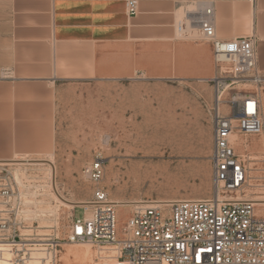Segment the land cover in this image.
Returning <instances> with one entry per match:
<instances>
[{
    "label": "rangeland",
    "instance_id": "374dc122",
    "mask_svg": "<svg viewBox=\"0 0 264 264\" xmlns=\"http://www.w3.org/2000/svg\"><path fill=\"white\" fill-rule=\"evenodd\" d=\"M245 1L252 11L254 0ZM182 6L164 5L173 13ZM124 16L126 21L122 20ZM140 16L139 11L137 17L129 19L124 10L121 22L110 30L111 43L51 47V59L56 48L59 58L57 64L54 59L49 61L45 84L52 107L47 110L46 124L33 123L30 158L53 160L57 187L69 201L90 202L97 188L104 189L113 201L206 199L214 192V79L228 77L226 66L217 65L212 44L201 38L197 28H190L185 17L181 23L186 25L185 32H180L178 27L173 29L176 23L170 21L172 15ZM168 21L171 29L167 28ZM250 35L252 31L233 38ZM56 75L60 79L54 82L50 78ZM236 88L259 91L251 83H240ZM36 90L39 88H33ZM40 115L44 117L34 108L33 120H39ZM45 125L48 140H35L39 128L45 130ZM261 137L247 142H257ZM47 143V152L42 154ZM242 146L238 145L242 157L261 162L253 171L256 187L248 183L241 195L264 197V150L254 147L241 151ZM97 156L105 163L104 177L98 185L84 174ZM19 157L23 158L15 159ZM49 170L48 163H0V177L10 178L22 195L25 184L31 191L49 194ZM16 173L20 175L19 185ZM59 206L55 220L53 216L30 218L24 205L26 233L60 240L58 264H77L66 249L73 245L68 242L73 217L82 219L85 211ZM130 213L127 207L117 211L120 235ZM84 245L80 246L94 255L93 263H99L101 249Z\"/></svg>",
    "mask_w": 264,
    "mask_h": 264
},
{
    "label": "built area",
    "instance_id": "2783aa9c",
    "mask_svg": "<svg viewBox=\"0 0 264 264\" xmlns=\"http://www.w3.org/2000/svg\"><path fill=\"white\" fill-rule=\"evenodd\" d=\"M126 6L130 17L138 14L136 1L129 0ZM214 15L213 5L206 6L195 19L201 38L212 44L217 65H225L228 75L214 79L212 196L144 201L132 209L120 235L116 204L104 189L97 188L93 200L81 207L84 217H73L68 242L103 249L111 264H264V215L256 213L254 201L238 200L250 169L233 141L235 136L264 134L260 90L236 88L240 83L258 87L263 83L257 66V39L255 35L219 39ZM179 28L185 32L186 25ZM104 173L100 156L84 171L96 185ZM24 205L14 182L0 177V264H58L62 242L28 235Z\"/></svg>",
    "mask_w": 264,
    "mask_h": 264
},
{
    "label": "crops",
    "instance_id": "0c3cea01",
    "mask_svg": "<svg viewBox=\"0 0 264 264\" xmlns=\"http://www.w3.org/2000/svg\"><path fill=\"white\" fill-rule=\"evenodd\" d=\"M128 1L0 0V161L2 163H10L11 160H16V156L33 159L30 158L33 152V123L46 124L47 110L52 107L48 101L47 85H45L49 77V61L54 59L57 64L59 59L56 47L51 59L52 45L111 43L110 30L121 22V13H124V10L128 15L126 6ZM134 1L138 3L141 19L157 13H164L168 17L172 15L170 21L175 20L176 23L173 26L174 31L178 27L177 15L180 10H184L185 18L190 20L197 11L213 5L216 20L218 19L215 23L216 33L221 40L244 37L233 38L246 32L247 20L251 18L252 35L257 39L258 72L264 79V0H254L252 11L245 0H240L241 2L234 0ZM177 3H183V6L174 13L169 7H164ZM195 6L198 8L197 11L190 12L189 8ZM128 17L130 19L129 15ZM122 20L127 19L124 16ZM166 24L167 28L170 27L169 21ZM50 79L55 82L60 77L56 75ZM263 86L264 80L258 87L261 92L264 120ZM33 88L39 90L33 91ZM34 108L39 109L40 114L43 112L44 117L40 115L39 120H33ZM260 137L245 139L252 141ZM34 139L41 142L48 140L46 125L45 130L44 127L43 130L39 128ZM47 145L48 143L41 150L42 154L43 151L47 152ZM238 150L236 146V152L240 155Z\"/></svg>",
    "mask_w": 264,
    "mask_h": 264
},
{
    "label": "bare ground",
    "instance_id": "6f19581e",
    "mask_svg": "<svg viewBox=\"0 0 264 264\" xmlns=\"http://www.w3.org/2000/svg\"><path fill=\"white\" fill-rule=\"evenodd\" d=\"M189 11L192 13H195L194 11H196V10L194 9V7H190ZM200 11H197V13ZM197 13H195V15H193L191 18L189 17L190 20L188 19V21L191 23L188 26L192 29H195V28L198 29V26L195 24V19H196ZM185 15H186L185 11L180 10L179 14L177 15V21H178L177 26H178V28L181 26V23L183 22L182 19H183V17H185ZM214 17H215L214 18L215 23H216V21L218 22V19L216 20V15ZM195 25H196V27H195ZM217 25H218V23H217ZM252 28H253V20L250 18L247 20V23L245 26L246 32L251 31ZM221 84H224V83L221 82ZM221 110L222 111L226 110L225 106H222ZM233 141L235 144H237V146L239 144L243 145L242 148H240L241 151H247V149L254 148V147H256V148L258 147V149L261 151L264 150V135L261 137V139L259 141L252 142V143L245 141V139H243L241 136H235L233 138ZM246 157H249V156L246 155ZM243 158L246 159L245 157H243ZM246 160L249 162V169H250L249 180H248L249 187H252V186L256 187L254 184L255 178L253 177V171L255 169L256 163L261 162V161H259V160L258 161H251L250 159H246ZM44 161L49 162L48 166L50 167V170L48 172H50L49 175H50V180H51L50 183H51L52 191H50L49 194H45V193L42 194V193L38 192V190L37 191H34V190L31 191V187L26 186V184H25L23 195H24L26 201L24 202V204L28 207V209L25 211V214L30 218H44V217H52L53 216L56 220L58 218L59 212H60V210H59L60 206L59 205H62L65 208L73 209V210L76 209V207L81 208V207L87 206V204L89 202H72V201L65 199L61 195V193L57 187L58 185L56 184V180H55L56 166H55L52 159H24V157H23L20 159L11 160L10 162H13V164H16V165L22 164V165H35V166H37V165H45ZM262 162H264V161H262ZM16 171H17V169H16ZM25 173H26V171H25ZM16 181H18L17 182L18 185L21 183L20 175L18 173H16ZM251 191H252V189H251ZM47 197H50V199H47ZM238 198H239L238 200H241V201H254L256 206H257L256 213L258 215H264V197H261V198L260 197H252V196L248 197V195L246 194V196L245 195H239ZM52 201H54V203L57 204L56 207H53ZM111 201H112V203L116 204L117 211L121 207H127L132 211V209L135 206H138L141 203H144V201H138V200H134V201H118V200L113 201V200H111ZM169 201H172V200H164V201H157V202L164 203V202H169ZM36 221H37V219H36ZM117 228H118V225H117ZM37 236H39V237H37L38 239H44V237L41 235H37ZM80 245L81 244H73V245L67 246L68 247L66 249L67 255L75 257L77 259V264H94L93 263L94 255L92 254V252L89 249H85V248L81 247ZM84 246L88 247V245L87 246L84 245ZM108 257L109 256H107L105 251L102 249L100 252V259L101 260L97 264H109L110 259H108Z\"/></svg>",
    "mask_w": 264,
    "mask_h": 264
},
{
    "label": "water",
    "instance_id": "95a60500",
    "mask_svg": "<svg viewBox=\"0 0 264 264\" xmlns=\"http://www.w3.org/2000/svg\"><path fill=\"white\" fill-rule=\"evenodd\" d=\"M44 163H49V162H47V161H44Z\"/></svg>",
    "mask_w": 264,
    "mask_h": 264
}]
</instances>
